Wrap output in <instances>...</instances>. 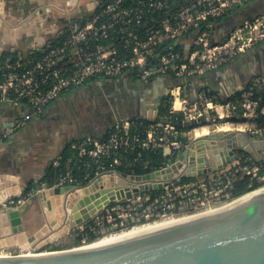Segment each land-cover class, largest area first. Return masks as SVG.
Returning a JSON list of instances; mask_svg holds the SVG:
<instances>
[{"label":"built area","instance_id":"2783aa9c","mask_svg":"<svg viewBox=\"0 0 264 264\" xmlns=\"http://www.w3.org/2000/svg\"><path fill=\"white\" fill-rule=\"evenodd\" d=\"M250 2L106 0L84 24L71 29L58 45L48 48L39 58L28 60L26 66L22 67L19 60H6L0 64V102H25L30 108L26 119H30L41 115L64 92L81 86L91 78H117L127 71H134L141 80H150L169 69L176 78L183 79L211 72L264 42V13L251 19L243 18L225 40L212 42V20L230 13H246ZM115 38L120 39L125 50L114 46L112 41L102 43ZM91 39L95 41L93 45L90 44ZM176 45L183 46V50L173 49ZM262 86L263 79L255 77L239 100H226L217 94L208 96V91H201L195 100L189 101L183 94L182 85L174 84L167 88L168 110L170 113L181 112L182 122L193 124L209 119L211 122L232 124L234 122L230 118L238 120L243 117L249 125L236 130L246 132L255 139H264L263 131L252 121L257 111L264 114L261 99L253 97L254 90ZM133 124L130 119L115 121L114 131L105 140L85 136L74 147L79 156H86L96 165V175H102L116 173L107 169L102 160L121 148L132 149L136 144L150 148L162 145L173 149L183 146L171 123L151 125L145 132V138L130 131ZM217 126L215 131L221 129ZM228 130L231 129L224 131ZM118 163L119 159L114 157L109 166ZM256 170L255 167L253 173ZM72 182L71 177H66L56 185ZM222 183V177L212 175L211 181L184 185L176 195L169 193L167 199L173 200L179 195L180 207L182 204L189 206L191 204L186 202L199 199L197 194L202 191L205 195L212 192V195H224L226 186L218 187ZM183 194H188L191 199L184 202ZM30 195L26 193L10 198L6 205L17 208Z\"/></svg>","mask_w":264,"mask_h":264},{"label":"water","instance_id":"95a60500","mask_svg":"<svg viewBox=\"0 0 264 264\" xmlns=\"http://www.w3.org/2000/svg\"><path fill=\"white\" fill-rule=\"evenodd\" d=\"M184 126L196 128L188 121ZM163 150L165 156L173 157L156 170L95 175L82 186L29 185L21 183L17 175L0 174V264H264V185L232 199L229 203L263 188L229 206L184 215L200 214L127 238L95 246L89 245L96 241L42 250L110 202L139 197L181 177L208 176L235 161L237 150L264 160V139L239 130L213 131L187 140L176 152L170 147ZM26 189L31 193L28 200L37 203L44 215L35 229L25 226L23 204L17 208L6 205L10 198L24 195Z\"/></svg>","mask_w":264,"mask_h":264},{"label":"crops","instance_id":"0c3cea01","mask_svg":"<svg viewBox=\"0 0 264 264\" xmlns=\"http://www.w3.org/2000/svg\"><path fill=\"white\" fill-rule=\"evenodd\" d=\"M101 1L0 0V62L11 61L14 57L19 60L34 51L49 48L51 40L64 28L71 30L81 25L83 17L91 15ZM248 13L240 12L236 15ZM7 52L11 56L3 59ZM239 59L246 64V58ZM233 63L235 60L211 72L194 76L199 79L198 83L183 85V94H196L203 87H207L208 91L209 87L214 89V86L230 93L240 83L243 84V75L230 68ZM98 81L102 82L98 90L102 98H97L95 93L90 96V101L96 100L101 103V107L96 108L97 102L96 105L83 107L79 99L95 92L96 88L92 86ZM168 87L163 81V75L150 80H141L126 73L117 78H94L64 92L41 115L30 119H26L30 108L25 102H0V174L17 175L21 183L42 184L39 180L46 168L51 163L56 164L67 143L100 134L115 121L132 117L153 120L157 116L163 94H168ZM104 106L105 114L102 112ZM103 116L105 119L100 124ZM187 132L189 130L177 133V138L186 136ZM206 134L194 135L190 140ZM23 206L25 226L30 229L39 227L44 216L39 205L26 200Z\"/></svg>","mask_w":264,"mask_h":264},{"label":"trees","instance_id":"16d2710c","mask_svg":"<svg viewBox=\"0 0 264 264\" xmlns=\"http://www.w3.org/2000/svg\"><path fill=\"white\" fill-rule=\"evenodd\" d=\"M105 1L106 0H102L101 4L94 11L98 10ZM260 13H264V11L244 14L243 18L251 19L255 15H258ZM89 18L90 15L87 17H83L81 24H84L85 21ZM243 18L242 16H238V15L235 16L234 13H230V14H226L225 16L215 18L214 20H212V24H213L212 42L225 40L229 32L232 30V28L236 24L241 22ZM69 32H70L69 28H64L56 38L51 40V43L49 44L50 47L58 45ZM141 35L142 34H139V36ZM110 41H112L111 43L114 46L119 47L122 51L125 50L119 38H115L114 40L107 39L104 40L102 43H108ZM94 43L95 41L91 39L90 44L93 45ZM258 45H260V43ZM47 49H44L43 51L37 50L34 51L33 53H30L26 58H20L19 61L22 64L21 66L22 67L26 66L28 60L32 61L39 58L42 55V53ZM173 49L183 50V46L176 45L173 47ZM9 56H11V54L7 52L4 53V56L2 58L4 59ZM16 58L17 57H14V59H12L11 61H16ZM233 60L234 59H231L230 62ZM2 61L0 62V64L3 63ZM125 73L138 77L134 71H127ZM194 76H198V75H194ZM194 76H189L183 79H177L175 77L174 72L168 69L163 74V81L164 83H166L167 87L169 85H174L172 83H177V82L179 83V85L182 86L189 83H192L194 85L199 81V79H197V77ZM100 77H96V78H100ZM242 77H243L242 78L243 84L240 83V86L238 85V88L234 89L230 93L223 92V90H220L219 87L214 86L213 89V87L211 88L208 86L209 88L207 95L212 96L217 94L219 96L224 97L226 100H236V99L239 100L241 93L247 89L251 80L255 77H261L263 79V86L262 88H258L254 90L253 97L261 99L260 105L264 104V75L256 76L252 74L249 75L244 74ZM206 88L207 87L199 88L196 94L192 92V95H188V96L185 95V96L189 101H193L195 100V97L198 95V93L201 91H206ZM168 105H169V96L167 93H165L162 96V103L158 108L157 116L153 120H147L140 117L130 118V120L134 122V124L130 127V131L132 133L137 132L140 134L141 138H145L146 135L145 132L149 129V127L158 122L171 123L172 125H174V130L177 133H182L190 130L191 128L184 126V123L182 122L183 120L182 113L181 112L170 113L168 110ZM238 110L241 111V108H238ZM238 120L235 118H230L231 122H235ZM252 121L256 124V127L262 130L264 133V114H261L259 111H257V114ZM205 125H207V122L201 121L199 123H194L193 127L197 128L199 126L202 127ZM112 131H114V123L112 125H109L100 134H92L88 136H92L94 138H97L98 140H105ZM83 138L72 140L71 142L67 143L64 149L62 150V152L60 153L58 159L56 160V164H52V163L49 164V166L46 168L45 172L43 173L39 181L46 183L49 186H52L56 184L61 178L71 177L73 179L72 183L77 186H82L87 184L96 175V165L86 156H79L77 148L74 147V144H77ZM177 139L182 144H185L187 142L186 136H180ZM163 148L164 147L162 145L155 148H150V147H142L141 145L136 144L133 146L132 149L121 148L117 150L114 154L111 153L109 158H104L102 161L106 165L107 169H113L116 172L144 174L162 167L163 165L166 164L169 158L173 157L172 155L165 156ZM177 149L179 148L173 149V151L176 152ZM114 157H117L119 159V163L112 164V166H109V164L111 163ZM236 160H237V164L229 168L231 172L236 170L238 166H247L249 169H251L252 167H256L257 170L254 173L250 172L243 175L242 172L236 170L235 176L230 177L228 179L223 178V183L220 184V186L218 187L222 188L224 185L226 186V189L223 191V194L227 193L228 195L227 197L222 196V202H224V204L236 197H239L244 193H247L253 189H256L264 185V160L259 159L256 156L244 150H239V155ZM196 179H197L196 177H181L180 179L168 183L166 186H164L161 189H155L141 193L140 198L143 199L144 197H147V199L143 200L142 206L139 208V210L143 211L146 206H150L153 212L160 213L161 216L163 215L184 216L182 215L184 213H186V215H188V213L192 214L191 212H194V210L192 208H189V206H186L185 208L180 207L181 198L179 196H176L173 200H167L166 202H160V199L166 198L169 193L176 195L177 192L184 185L195 183ZM209 179L210 177L205 178L201 182L207 183ZM28 184L32 185V182H28ZM27 191L28 189H26L25 194L27 193ZM190 199L191 196H186L184 198L185 201ZM117 203L126 205L128 203V200L110 202L106 206V208H111ZM101 214H105L104 210L100 211V215ZM159 217L153 215L148 220H146L142 216V218H140L139 221L128 222L126 227L129 229L137 224H143L145 222L158 220ZM116 222L117 221L107 222V218L103 217L101 222L99 223L98 221H95L94 218H90L83 224L84 227L82 229L74 230L75 233L74 238L76 240V243L73 246H79L97 241L98 239L102 238L104 235L102 234V232H100L102 226L105 229H107V231H109L112 227V224ZM56 249H60V248H51L49 246L47 247V245L42 248V250H56Z\"/></svg>","mask_w":264,"mask_h":264},{"label":"rangeland","instance_id":"374dc122","mask_svg":"<svg viewBox=\"0 0 264 264\" xmlns=\"http://www.w3.org/2000/svg\"><path fill=\"white\" fill-rule=\"evenodd\" d=\"M252 6L255 7L256 12L264 11V0H252L249 3V5L247 6V10H249L248 7H252ZM242 18H243V16H242ZM241 57L246 58V63H247L246 65H244V63L241 59L238 60V58H241ZM234 60H235V63H233L230 68L237 70L239 72V74H241V75L252 74V75H256V76L264 75V42L260 43V45L251 47L246 52L235 57ZM100 85H102L101 81H98L97 84L96 83L93 84L92 88H96V91L95 92L92 91L89 94V96L83 95L84 98L79 99V101L81 103H83L82 104L83 107H85L86 105L90 106V104L96 105V102H97L96 100L90 101V96H92L95 93L97 95V98H102L100 95L101 92L98 91L99 89H101ZM100 107H101V103L97 102L96 108L99 109ZM105 109H106V106L102 107L103 114H105ZM104 119H105L104 116H103L102 120L100 118V120H101L100 124L103 123L102 121H104ZM246 121H247L246 118L242 117L240 120H238L232 124L231 123L226 124L224 122H217V123L211 122L209 119L208 121H206L207 125H205L203 128L206 129L207 134H209V133L213 132L215 129H217L216 125H218L217 126L218 129L221 128L220 130H216V131H224L226 129L236 130L237 128L245 129V128H247L246 125H249ZM201 130H202V127L201 128L197 127L196 130H189V132H187V135H186L187 140L188 139L190 140V138L193 137L194 135H200L202 133ZM235 164H237V160L230 162L226 168L212 172L208 176H205L204 174H202V175L196 177L197 179H196L195 183H199L208 177H210L209 180L211 181L212 175L215 178H217V176H220L222 178H230V177L235 176L236 170L242 172V175H243L246 173L253 172V169L255 168V167H252L251 169H249L247 166H238V168L236 170L231 172V170L229 168L231 166H235ZM204 192L205 191H202V193L197 194L199 199L194 198V200H191L190 202L184 201L186 203L191 204V205H189V208H192L194 210V212H191V213H197V212H200L203 210H207V209H211V208H215V207H218L220 205H223L224 202H222V196L227 197V195H228L227 193H225L224 195L218 194L216 196V195H212L213 192L211 194L205 195ZM182 196H183L182 198H185L186 196H189V195L183 194ZM140 197H141V195L139 197L128 200V203L126 205H122V204L117 203L111 208L104 207L101 210H104L105 214L100 215V211H101L100 210L94 216H92V218H94V220L98 221L99 223L101 222L103 217L107 218V222L117 221L116 223L112 224V227L109 231H107V229H105L102 226V228L100 229V232H102V234H104L103 237L108 236L110 234H114V233H118V232L128 230V228L126 227L127 223L133 222V221H135V222L139 221L140 218H142V216L146 220H148L153 215L158 216V217L160 216V217L158 220L145 222L143 224H137V225H134L132 227L145 225V224H152L154 222H161L162 220L176 218V217L181 216V215H179V216H174V215H163V216H161L160 213L153 212L152 209L150 208V206H146L143 211H140L139 208L142 206L143 200L147 199V197H144L143 199ZM172 199H173V197H172ZM167 200H169V199H167V197L162 198V199H160V202H166ZM122 201H126V200H122ZM228 202H226V203H228ZM183 205L184 204H182V207H186ZM182 215H186V213H184ZM83 227H84V225H81V226L77 227L76 229H82ZM76 229H72L68 233L61 236L60 238H57V239L50 241L47 244V247L49 246L51 248H60V249H56V250L71 248V246L75 245V243H76V240L74 238L75 237L74 230H76ZM73 247H75V246H73Z\"/></svg>","mask_w":264,"mask_h":264},{"label":"bare ground","instance_id":"6f19581e","mask_svg":"<svg viewBox=\"0 0 264 264\" xmlns=\"http://www.w3.org/2000/svg\"><path fill=\"white\" fill-rule=\"evenodd\" d=\"M201 131H202V134L206 133V129H204L203 127H202ZM263 188H260L258 190H255V191L251 192V193H248V194H246V195H244V196H242V197H240L238 199H235L234 201H232L230 203L228 202V203L220 205L218 207L207 209L205 212L200 213V214L211 212V211H214V210L229 206V205H231V204H233L235 202H238L240 200L246 199L248 196L254 194L255 192H257V191H259V190H261ZM200 214H196V215H192V216H182L181 218H171V219L162 220L161 222H154L152 224H145V225L132 227V228L126 230V231H122V232H118V233H114V234H110L108 236H105V237L97 240L95 243H93V244H91L89 246L101 245V244L109 243V242H112V241H115V240L127 238V237H130V236L142 233V232H146V231L153 230V229H156V228H160V227H163V226L175 223V222H179V221H182V220H185V219H188V218L200 215ZM89 246H85V247H89Z\"/></svg>","mask_w":264,"mask_h":264},{"label":"flooded vegetation","instance_id":"af4514ba","mask_svg":"<svg viewBox=\"0 0 264 264\" xmlns=\"http://www.w3.org/2000/svg\"><path fill=\"white\" fill-rule=\"evenodd\" d=\"M248 9H249V10H248L249 13L256 12V9H255L254 6H252V7H248ZM262 48H263V47H262ZM235 152H236L237 155H239V150H237V151H235ZM212 158H213L212 160L215 161V160H214V156H212Z\"/></svg>","mask_w":264,"mask_h":264}]
</instances>
